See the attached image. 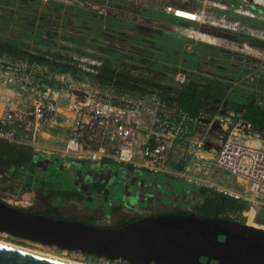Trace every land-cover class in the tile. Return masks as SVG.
<instances>
[{
	"label": "rangeland",
	"instance_id": "obj_1",
	"mask_svg": "<svg viewBox=\"0 0 264 264\" xmlns=\"http://www.w3.org/2000/svg\"><path fill=\"white\" fill-rule=\"evenodd\" d=\"M27 1L31 3L29 7ZM203 7L198 0H49L47 3L0 0V45L23 49L25 54L15 57L1 51L2 58L19 62L27 59V53L36 54L49 60L38 63L47 65L52 73H60L52 63L77 68L80 62L86 69H79L85 70L86 75H73L89 81L102 95L116 99H144L150 104L157 99L167 103L173 100L175 104L177 91L184 84L205 89L211 79L215 85L210 89L208 101L216 110L200 119L198 125L199 134L204 137L202 151L206 147L212 153L213 145L218 149L217 136L229 131L224 130L228 128L226 123L233 122L228 124L230 127L238 121L242 105L254 101L256 105L264 106V43L249 39L262 40L249 34L250 25L245 17L230 15L236 22L233 23L238 28L236 31L191 20L197 17L193 11ZM174 10L180 16L175 15ZM254 26L264 28L257 20H254ZM40 28L45 31L40 32ZM104 61L114 62L120 71L117 88L97 78ZM56 134L57 140L51 144L61 147L62 139L68 133L58 130ZM195 151L192 147L183 152L191 157ZM178 159L172 156L170 165L177 167ZM93 164L88 162L86 165ZM109 165L111 169L117 168V165ZM84 169L79 166L76 174H81ZM216 171L219 177L232 179L235 183V177L226 170L218 168ZM99 174L101 182L106 176L110 178L108 173ZM63 176L66 184V176ZM111 176L106 193H95L87 199L91 205L88 214L98 217L100 223L110 222L112 209L109 204L114 197L119 206L113 213L124 214L126 218L192 209L189 203L199 201L195 191L182 189L186 184L180 182L182 185L178 186L175 183L172 187L161 182V176L137 171L122 179L124 176L119 174V168L114 169ZM139 184L145 186L137 187ZM146 194L151 197L146 198ZM31 196L22 192L21 182L0 184V197L13 205H30L27 199ZM238 218L248 222L247 218ZM0 240L86 264H123L120 260H93L78 251L16 239L5 232H0Z\"/></svg>",
	"mask_w": 264,
	"mask_h": 264
},
{
	"label": "built area",
	"instance_id": "obj_2",
	"mask_svg": "<svg viewBox=\"0 0 264 264\" xmlns=\"http://www.w3.org/2000/svg\"><path fill=\"white\" fill-rule=\"evenodd\" d=\"M198 1L204 7L194 10L197 17L191 20L234 31L238 28L233 26L236 22L230 15L264 25V12L251 6L264 7V0H239L238 5L227 0ZM174 13L180 16L175 10ZM248 30L250 34L251 29ZM253 30L252 35L264 40V29ZM2 57L0 50V140L29 144L36 152L57 153L64 160L107 159L141 166L151 174L181 177L189 184L247 203L242 215L248 221L253 208L264 212V144L251 142L264 139L244 123L241 113L234 125L229 127L233 122L226 123L228 128L224 130L229 131L217 136L215 157L207 158L200 154L204 137L199 134L198 123L216 110L214 106L209 112L201 111L191 117L166 101L157 99L150 104L144 99H116L102 95L89 81L71 72L54 74L38 62H11ZM54 127L64 128L68 134L61 147L50 149L43 140L53 137L49 128ZM192 147L197 151L189 157L183 151ZM172 156L179 157L175 168L169 163ZM218 168L234 176L239 187L213 180L210 172Z\"/></svg>",
	"mask_w": 264,
	"mask_h": 264
},
{
	"label": "water",
	"instance_id": "obj_3",
	"mask_svg": "<svg viewBox=\"0 0 264 264\" xmlns=\"http://www.w3.org/2000/svg\"><path fill=\"white\" fill-rule=\"evenodd\" d=\"M0 232L128 264H264V227L225 216L148 214L106 227L23 210L0 197ZM0 264H74L0 243Z\"/></svg>",
	"mask_w": 264,
	"mask_h": 264
},
{
	"label": "trees",
	"instance_id": "obj_4",
	"mask_svg": "<svg viewBox=\"0 0 264 264\" xmlns=\"http://www.w3.org/2000/svg\"><path fill=\"white\" fill-rule=\"evenodd\" d=\"M33 1H35V3H41L40 0ZM227 1L231 2L233 5L240 4L239 0ZM30 4V2H26L27 7H29ZM251 6L253 8L256 7L255 5ZM259 7L260 6L257 5V8ZM41 28H45V26ZM41 28L39 29L40 32L45 31V29ZM249 39L264 43L263 40L255 37H249ZM0 50L10 55H15V57L25 55L23 49H18L17 47L0 45ZM27 59L30 62H49V60L36 54L27 53ZM113 63L114 62L111 61H104L97 78L100 82L108 85H116L115 87L117 88L120 71ZM51 65L56 66L60 73H64L66 70H69L68 72L73 74L81 73L86 75L87 73L85 70L79 69H85V64L80 62L77 68L72 66L66 67L64 64L52 63ZM212 83V80L209 79L208 86L205 87V89L190 83L184 84L183 87L177 91L175 104L172 102L173 100L171 104H174L173 107L186 111L191 117L198 116L201 111L209 112L211 105L208 101L209 95L211 94L210 89L215 85ZM225 86L226 85L219 88ZM241 114L244 123L260 133L262 139H264V106H258L252 101L242 105ZM64 161L68 164L67 166L64 164ZM88 162L92 161L74 158H67L64 160L55 155L46 156L43 153L36 152L29 144L0 140V184L21 182L22 192L32 195L33 197L31 196L32 198L27 199L31 202L30 205L20 207L23 210L42 213L54 218H69L100 226L120 227L145 217L146 215H135L132 216V218H126L124 214L113 213L114 208L119 206L118 201H115V197L111 198V200H113V206L112 212L109 213L110 222L100 223L98 217H93L88 214L87 209H91V205H89L87 201V199H89L88 197L95 193H106L108 182L112 177L111 172L117 168H119V174H123V176L126 175L130 177L132 172L143 171L146 175L161 176V181L170 184L172 187L175 186V183L178 186L182 185L178 177L167 173L151 174L145 168L131 163H118L105 159L87 166L86 164ZM109 164H113V166L117 165V168L111 169L112 166ZM79 166H84L85 169L81 174L77 175L76 172ZM106 168H109L110 171ZM72 171L73 174H71ZM101 172L108 173L110 178L106 176L103 182H101L99 176ZM63 175L66 176V184H64ZM127 177L124 176L122 179H126ZM73 183H76L75 187L72 186ZM184 188L185 187L182 189L185 190ZM187 188L191 189L190 191L196 192L199 201L189 203L192 209H173L168 211V213L188 214L193 212L200 217L225 216L238 220V217L245 219L242 212L248 207L247 203L207 187L191 185ZM188 201L190 202V200ZM252 210L254 214L248 222L252 225L264 227V212L258 211L255 208ZM156 213L157 214L154 213V215L161 214L162 212ZM16 239L21 238L16 237ZM86 255L93 260L98 259L95 255ZM122 263L128 264L125 261H122Z\"/></svg>",
	"mask_w": 264,
	"mask_h": 264
},
{
	"label": "crops",
	"instance_id": "obj_5",
	"mask_svg": "<svg viewBox=\"0 0 264 264\" xmlns=\"http://www.w3.org/2000/svg\"><path fill=\"white\" fill-rule=\"evenodd\" d=\"M256 7H255V9L257 10V11H260V12H264V7H259V8H257V5H255ZM246 20H248L247 18H246ZM249 25L250 26H248V28L249 29H251V32H253L254 30L253 29H256L257 27H255L254 26V20L253 19H251L250 21H249ZM259 29H264V28H259ZM250 32V34L252 35V33ZM55 74V73H54ZM1 111H2V105H0V113H1ZM58 130H62V131H66L64 128H61V127H54V128H49V131H51L52 133H53V137H51V138H44V140H43V143L46 145V146H48L50 149H52L51 147H54L53 146V144H51V143H53V141L54 140H57V134L56 133H58ZM56 132V133H55ZM67 132V131H66ZM68 133V132H67ZM56 137V138H55ZM216 138V137H215ZM251 142H253L254 144H260V145H263L264 144V140L262 141V140H258V139H252L251 140ZM210 144H211V142H210ZM197 151V150H196ZM207 151V152H206ZM209 150L208 149H206V147H205V150L204 151H202V152H200V154H202L203 156H205V157H207V158H214L215 157V155H216V146L215 145H213V148H212V153H209L208 152ZM43 154H45L46 156H51V155H55V156H59L60 158H62L59 154H50V153H43ZM63 159V158H62ZM64 164L65 165H68L65 161H64ZM176 166H178V164H176ZM210 175H211V178L213 179V180H215V181H217V182H219L218 181V179H220V183H222V184H224V185H226V186H229V187H233V188H237V187H239V185H238V183H237V181H236V179H235V183L233 182V180L232 179H229V178H226L227 180H225L223 177H219L218 175H217V171L215 170V171H211L210 172ZM98 176V175H97ZM162 182V181H161ZM164 182V181H163ZM181 182V181H180ZM181 183H184V184H186L184 187V189H188L187 187L188 186H191V184H188V183H185V182H181ZM168 184V183H167ZM141 185H143V186H145V184H139L137 187H140ZM168 185H170V184H168ZM128 196H130L129 194H127ZM131 195H133V194H131ZM146 196V198H148V197H151V195H149V194H146L145 195ZM153 196V195H152ZM130 199V197L128 198V200ZM157 202H155V204H156ZM159 204V203H158ZM109 206L111 207V209H112V206H113V204H109ZM162 213H164V212H162ZM166 213V212H165ZM168 213V212H167Z\"/></svg>",
	"mask_w": 264,
	"mask_h": 264
},
{
	"label": "bare ground",
	"instance_id": "obj_6",
	"mask_svg": "<svg viewBox=\"0 0 264 264\" xmlns=\"http://www.w3.org/2000/svg\"><path fill=\"white\" fill-rule=\"evenodd\" d=\"M0 243L4 244V245L11 246V247H15V248H18V249L26 250V251L37 253V254H40V255H44V256H47V257H51V258H54V259L62 260V261H65V262H70V263H74V264H86V263H82V262H78V261H73L71 259H67V258H64V257H60V256H57V255L52 254V253H48V252H44V251H40V250H34V249L27 248V247H22V246H19V245L10 243V242H6V241H1L0 240Z\"/></svg>",
	"mask_w": 264,
	"mask_h": 264
},
{
	"label": "clouds",
	"instance_id": "obj_7",
	"mask_svg": "<svg viewBox=\"0 0 264 264\" xmlns=\"http://www.w3.org/2000/svg\"><path fill=\"white\" fill-rule=\"evenodd\" d=\"M182 17V16H181Z\"/></svg>",
	"mask_w": 264,
	"mask_h": 264
}]
</instances>
